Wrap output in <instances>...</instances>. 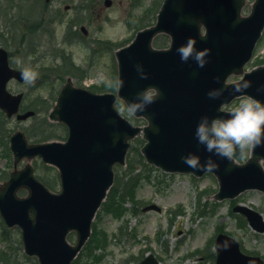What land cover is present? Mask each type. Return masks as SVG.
Listing matches in <instances>:
<instances>
[{"label": "water", "instance_id": "obj_1", "mask_svg": "<svg viewBox=\"0 0 264 264\" xmlns=\"http://www.w3.org/2000/svg\"><path fill=\"white\" fill-rule=\"evenodd\" d=\"M49 2L50 0H46ZM246 0H164L157 24L138 33L134 42L116 53L119 69L118 96L126 104L138 93L153 87L158 90L155 102L144 112L145 128L133 126L115 108V94H93L73 87L71 79L62 89L50 118L69 128L67 143L30 144L25 133L19 131L11 137V150L15 166L23 160L39 157L44 163L59 169L62 190L51 192L34 175L28 163L15 170L4 184H0V215L10 228L19 226L25 252L36 256L40 264H71L91 235L95 214L114 182V167L124 165L129 141L143 132L147 141L142 153L151 164L171 173H193L200 177L206 172L187 166L182 157L196 154L206 161L210 156L219 168L213 173L219 182L218 200L234 199L246 190L264 192V170L256 157L264 156V146L254 149L253 157L245 164L233 163L199 144L196 129L201 118L220 117L228 113L221 106L229 104L242 93L233 91L226 81L233 73L244 74L251 82L246 95L264 102V66L245 73L244 67L252 58L257 42L264 31V0H256L251 14H241ZM111 1H106L110 6ZM203 24L205 34H201ZM160 33L172 38L168 50L158 51L152 46ZM196 40L195 49L210 50L203 68L194 59L181 60L177 48L188 38ZM137 66L148 77L141 78ZM12 79L24 82L21 71L10 67L9 54L0 48V108L9 118L17 115L26 120L33 111L19 114L24 94H12L8 83ZM224 88L217 99L208 93ZM27 189V197L18 192ZM160 210L155 205L147 210ZM251 225L264 231L262 217L251 209L238 206ZM34 212V219L29 213ZM76 231L75 246L67 242V235ZM228 241V248L218 247ZM217 264H264L260 258L244 255L239 243L226 235L217 239ZM141 264H159L153 255Z\"/></svg>", "mask_w": 264, "mask_h": 264}, {"label": "rangeland", "instance_id": "obj_2", "mask_svg": "<svg viewBox=\"0 0 264 264\" xmlns=\"http://www.w3.org/2000/svg\"><path fill=\"white\" fill-rule=\"evenodd\" d=\"M30 1L24 4L26 11H16L17 19H8L10 33H7L9 28L5 22L0 20V34H3L0 35V46L7 45L14 63L17 64L18 58L22 61L17 64L22 69L29 66L39 73L32 84L12 82L9 87L13 93L27 94L25 106L35 101L40 108L45 107L44 102L47 101L55 105L56 97L69 76L76 86L88 87L97 93H117L116 51L131 44L145 24H155L157 11L163 2L110 0L108 7L105 4L107 0H52L50 6L37 0ZM253 1L248 0L244 14L250 13ZM7 5L11 4H1L0 11L5 12ZM58 14L63 20L53 23L51 18ZM70 23H73L71 27ZM21 41L25 45L18 50L15 45ZM157 42L161 46L168 45V39L163 36ZM62 56L69 58L67 62H61ZM260 65H264V35L247 70ZM237 79L233 77L232 81ZM122 104L124 111L120 110ZM238 104L239 100H235L226 110L230 111ZM116 106L134 125H147L145 120L130 114L122 100H118ZM44 118L48 125L43 124ZM34 120L38 123L35 129L31 127L33 120L18 123L13 119L10 127L12 131L25 128L30 133L45 132V135L53 128L48 113H39ZM56 129L66 138L64 127L57 125ZM141 139L140 136L137 140ZM65 140L53 139L57 142ZM4 144L0 140V168H7L12 161L3 148ZM132 145L135 146L132 157L138 167L133 176L139 177L134 199L109 196V203L103 204L93 224L94 234L75 264H127L129 259L138 263L141 256L143 259L149 253L155 254L160 264H215L211 252L215 246L214 238L220 233L233 236L245 253L264 260V233H256L243 216L234 212V207L240 204L258 211L264 218V194L248 191L236 201L218 202L214 198L218 182L212 175L195 178L189 174L165 173L154 166L144 170L146 167L139 164L141 145L136 142ZM35 162L41 163L40 160ZM125 170L126 166H123L118 175H123ZM37 174L52 179L57 176V171L53 167L48 171L40 168ZM53 184L55 191L59 192L60 182ZM152 203L161 207L162 212L142 211ZM2 223L0 218V250L5 249ZM69 241L76 242L75 233L69 235ZM27 258L22 259L23 264L36 262L33 257Z\"/></svg>", "mask_w": 264, "mask_h": 264}, {"label": "clouds", "instance_id": "obj_3", "mask_svg": "<svg viewBox=\"0 0 264 264\" xmlns=\"http://www.w3.org/2000/svg\"><path fill=\"white\" fill-rule=\"evenodd\" d=\"M201 34L203 35L204 26L200 25ZM196 40L188 38L185 44L177 48V53L180 55L183 62L189 59H194L198 66L203 68L206 64L205 57L209 55L208 49L198 51L195 49ZM17 64L22 61L18 58ZM141 73L142 79L148 77L143 73L140 66H137ZM39 73L32 67L26 66L21 71V78L27 84H32L38 78ZM235 73L231 74L226 83H232V78ZM241 82L233 85L235 93H242L235 96L239 100L236 107L231 108L227 119L216 117L210 119L208 116L201 118L196 129V137L199 144L204 145L208 153H213L222 159H227L230 162H237L253 157L254 149L264 146V102L248 96L244 93L252 86L250 81L243 79ZM116 86H122L123 82L117 80ZM225 89H217L208 93L210 98L217 99L221 97ZM259 91H264L262 86ZM159 93L156 88L149 87L138 93L135 100L127 104V111L130 114H137L146 111L147 107L153 104ZM121 111H124V105H121ZM221 112L224 111V106H221ZM257 164L264 170V156L256 157ZM182 161L189 167L204 172H215L218 170V163L210 156L206 161L202 162V158L196 154H189L182 157ZM29 218L34 219V212L29 213ZM228 241L218 247L227 249ZM217 247L213 248L215 252Z\"/></svg>", "mask_w": 264, "mask_h": 264}, {"label": "trees", "instance_id": "obj_4", "mask_svg": "<svg viewBox=\"0 0 264 264\" xmlns=\"http://www.w3.org/2000/svg\"><path fill=\"white\" fill-rule=\"evenodd\" d=\"M17 1V0H16ZM15 0L11 1V0H0V5L4 3L7 4H11L10 6L7 5L8 9L5 10V12L0 11V20H3L7 26L8 31L7 33L11 32V28L10 26L7 25L8 19L11 18V20L17 19L15 17V14L13 13V8L16 5ZM22 3L24 4H29L31 1L30 0H20ZM30 1V2H29ZM20 2V3H21ZM33 3V0H32ZM33 6V4H32ZM33 12L36 13V9L33 6ZM47 14V13H46ZM3 36V34H0ZM3 46H7L5 44H2ZM25 45V43L23 41H21L20 44H18V47L21 48V46ZM46 104V106L44 108H38L36 106V102L34 101L32 104L24 107L26 109H33L35 110L37 113H45L49 110L50 107V102H44ZM43 124L48 125L46 122V118L43 119ZM37 121L33 119V123H32V129L37 126ZM59 124H53L52 123V129L48 132L47 135H45V132H43L42 134H38V133H30L29 130H27L29 138L33 139L36 142L39 141H46V140H50L53 138H61L62 135L59 133V131L56 129V126ZM60 134V135H58ZM11 135V127H10V121L6 119L4 113L0 110V140L2 141V143L4 144V148L9 156L10 152H9V138ZM142 142L139 141V144H141ZM132 150L131 152L128 154V168L125 170L123 175H116V181L115 184L111 190V194H116V196H120L122 195V198L127 199L132 201L134 199V193L136 190V187L138 185L137 183V179L139 178L138 176H133V174L136 172L137 170V166L135 164L134 158L132 157ZM140 162L139 164H141L142 167H147L140 155ZM144 163V164H143ZM36 170H40V168H45L46 171H48L50 169V167H47L45 165H43L42 163H36ZM10 168L12 167V163L9 165ZM144 170H146L147 168H143ZM9 169H2L0 168V181L2 180H6L9 177ZM40 179L50 188V189H54L55 186L53 184V182L57 183V177H52V179H49L48 176H43L40 175L39 176ZM128 179V180H126ZM3 237H2V241L5 244V249L0 250V264H23L22 263V259H28L27 256H25L23 254V247H22V243L20 240V235L19 232L15 231V230H10L7 229L3 226ZM25 264V262H24ZM36 264V263H35Z\"/></svg>", "mask_w": 264, "mask_h": 264}, {"label": "flooded vegetation", "instance_id": "obj_5", "mask_svg": "<svg viewBox=\"0 0 264 264\" xmlns=\"http://www.w3.org/2000/svg\"><path fill=\"white\" fill-rule=\"evenodd\" d=\"M159 37H160V36H159ZM159 37H158V38H159ZM158 38H157V39H158ZM165 38H166V37H165ZM159 46H160V47H158V48H160V49H162V48H166V47H167V46H161V44H159Z\"/></svg>", "mask_w": 264, "mask_h": 264}]
</instances>
